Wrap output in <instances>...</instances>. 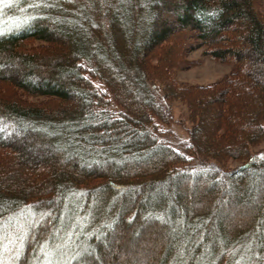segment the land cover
Masks as SVG:
<instances>
[{"label":"trees","instance_id":"16d2710c","mask_svg":"<svg viewBox=\"0 0 264 264\" xmlns=\"http://www.w3.org/2000/svg\"><path fill=\"white\" fill-rule=\"evenodd\" d=\"M263 140L259 0H0V264H264Z\"/></svg>","mask_w":264,"mask_h":264},{"label":"rangeland","instance_id":"374dc122","mask_svg":"<svg viewBox=\"0 0 264 264\" xmlns=\"http://www.w3.org/2000/svg\"><path fill=\"white\" fill-rule=\"evenodd\" d=\"M261 14L264 16V0H259ZM189 61H194L189 69L178 71L175 75L179 83L194 86H206L218 81L231 70L230 65L221 64L204 57L202 50H196L187 54ZM156 93H160L158 86L152 87ZM30 101H34L31 100ZM36 101V100H35ZM171 121L166 126L158 125L159 134H162L168 142H171L179 150H184L188 142L190 124L186 108L180 103L170 104ZM264 158V140L250 150V159L260 160ZM193 160V163H196ZM240 161H229L226 168L231 170L243 165ZM11 242V240H10ZM8 244V241H7Z\"/></svg>","mask_w":264,"mask_h":264}]
</instances>
